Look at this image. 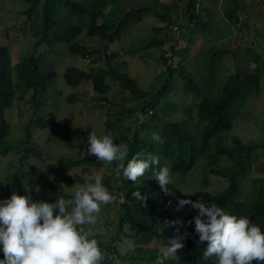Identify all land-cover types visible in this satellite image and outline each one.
<instances>
[{
  "label": "trees",
  "instance_id": "trees-1",
  "mask_svg": "<svg viewBox=\"0 0 264 264\" xmlns=\"http://www.w3.org/2000/svg\"><path fill=\"white\" fill-rule=\"evenodd\" d=\"M116 2L118 3V0H23L24 15L31 19L33 36L37 39V44L43 47V51L38 56L29 54L15 65L16 81L14 82L10 49L7 45L0 44V157L12 152L18 156V168L8 171L2 179L4 190L0 193V200L10 198L13 192L27 195L24 183L35 170L29 160L34 159L39 162L43 159L41 150L31 142L30 126L35 123L41 128L45 127V120L35 113L26 127L25 137L18 143H12L8 140L10 124L5 119V111L12 108L16 100L22 99L25 92L33 91L36 97L43 96L47 92L54 81V66L50 60L57 49L65 48L70 54L85 58L90 63L102 64L89 72L76 67L65 69L63 81L67 86L77 87L89 82L91 90L96 92V96L89 98L98 103L100 109H106L108 113L109 110L114 109L119 118L133 117L138 121L137 114H143L146 120L150 118L154 121L151 125L150 121L145 120L132 134L129 128L120 126L117 120L106 121L104 135L111 134L116 144L126 143L129 146L125 164L137 154H140L141 159L154 155L159 157V167L161 160H164L171 174L184 176L202 163L206 174L227 180V186L216 194L203 190L195 191L190 195L189 200H202L208 205L216 204L227 214L247 217L252 224L259 226L264 232V177L251 181L248 194H243L241 184L258 161L256 150H264V144L243 145L238 138L233 137L231 145L227 146L221 137L232 129L233 122L248 99L260 94L262 76L259 70L237 69L225 77L224 84L218 92L215 60L228 55L230 50L215 48L212 50L214 68L203 72L199 83L185 69L181 52L172 47V56L167 58L164 50L167 40H158L153 36L146 48L161 50L159 60L164 70L156 78L157 86L143 91L124 71L125 64L118 60V53L109 52L107 48L119 42L126 32L151 13L167 25H171V16L168 9L163 14H159L147 6H137L119 13V17H114L120 9L115 7ZM185 2L183 11L186 19L185 27L197 28L200 34L208 33L211 26L202 22L200 0H185ZM232 5L234 11L231 14V21L232 25L237 27L240 25L239 17L236 15L239 2H233ZM162 30V27L153 28L155 33ZM83 34L90 39H97L103 46H86L80 42ZM173 56L179 58L175 66L170 62ZM108 79L118 83L122 91L129 93L140 103L135 108L107 104L105 96L110 91ZM178 81L184 95H191L197 99L192 110L183 109L185 116L195 120L193 127L187 117L176 121L154 113L157 104L163 102L176 90ZM36 97L33 98L34 103L39 108L40 101ZM68 101L74 102L75 97L69 96ZM36 106L34 105V112ZM89 133L86 132L81 143L73 148L86 150ZM155 134L160 136L162 143L154 139ZM215 138H218L216 143L213 142ZM102 164V161L85 156L84 159L68 158L59 164L47 165L44 175L48 180L41 183L35 196L39 201L49 203L55 202L58 198L71 199L73 193L69 189L73 185L70 176L72 170L80 166L100 167ZM158 170V167L150 168L135 183L122 181L119 176L112 180L114 185L108 178L102 180L109 193L117 196V201L113 202L117 212L114 228L110 233L108 232L110 234L108 241L105 244L98 242V246L105 249L107 255L112 257L111 260L116 257L128 261L129 264H160L163 252H159L158 247L166 250L168 240L187 231L189 235L183 240L184 248L179 250L177 255L163 259V264H215V257L205 259L203 256L206 245L197 243L199 236L194 230L193 217L197 215L198 209L188 205V212L183 221L184 227L171 223L179 218L175 212L171 186L168 185L169 194H166L154 179V174ZM133 191H139L146 200L134 199ZM120 196H125V204L119 203ZM189 221L192 223H187ZM121 236H124V243L127 242L130 246L129 256L118 250L119 246L125 245L120 242ZM151 244L153 246H150ZM0 259H3L2 251H0ZM107 262L105 260L103 263L108 264ZM253 264L257 262L254 261Z\"/></svg>",
  "mask_w": 264,
  "mask_h": 264
},
{
  "label": "rangeland",
  "instance_id": "rangeland-1",
  "mask_svg": "<svg viewBox=\"0 0 264 264\" xmlns=\"http://www.w3.org/2000/svg\"><path fill=\"white\" fill-rule=\"evenodd\" d=\"M256 2L261 4L264 11V0H256ZM185 5V0H118L115 7L120 9L114 17H119V13H123L130 7L147 6L159 14H163L168 9L172 21L171 25H167L162 20H158L154 13H151L142 22L126 32L119 42L109 45L108 51L118 53V60L123 61L125 64L124 71L137 82L140 89L148 91L151 87L157 86L158 81L156 78L164 70V66L159 60L161 50L146 48L148 41L153 36L158 40H167V45L164 48L167 58L172 56V47L181 52L184 58L185 69L199 83L203 72L213 70L214 68V58H211L213 54L212 50L214 48L221 50L227 47L230 53L219 60H215L218 74L216 89L218 92L224 84L225 77L234 73L237 69L252 71L257 68L262 78L260 94L253 95L248 99V102L233 122L232 129L221 137L227 146L231 145L233 137L238 138L243 145L264 144V17L260 16L259 12H257L256 18L250 20L248 24L249 29L253 28L255 20L260 19L262 25V27L253 30L252 36L243 38L242 46L244 45V49L248 50L243 51L241 47L233 50L229 47L231 45L230 42H232L231 34L233 31L231 27L234 26L231 19L227 21L221 19L220 22L223 26L220 29L221 36L219 34L214 35V30L213 32L209 31L206 34H200L197 28L185 27L186 19L183 16ZM230 8L231 14H233L234 6L232 5ZM24 11L23 0H0V44L7 45L10 49L12 79L14 82L16 81L15 65L21 62L25 56L29 54L38 56L43 51V47L37 44V39L33 36L31 19H28L24 15ZM202 22L209 24L210 22L214 23V20L213 18H209L208 20L203 18ZM154 27H162L163 30L155 33L153 31ZM172 27H177L178 30L173 33ZM258 33L262 35L261 39L257 38ZM219 36L222 39L218 38ZM80 42L89 47L103 46L97 39H90L84 34L80 37ZM234 45L235 43H233ZM178 61L179 58L173 56L170 62L172 65H176ZM50 62L54 66V81L47 92L40 97H36L33 91L23 93L22 99L16 100L13 107L6 110L4 114L5 119L10 124L8 140L12 143H18L25 137L26 127L35 113L45 120V127L43 128L35 123L30 124L32 131L31 142L43 153L42 161L29 160V163L34 165L35 170L30 173L29 180L24 183V186L25 184L31 186L27 195L33 201H39L35 193L41 183L48 180L44 175L45 166L59 164L68 158L74 160L81 158V153L84 150L73 148V146L81 143L86 132H93L102 137L104 135L105 123L110 119L117 120L120 126H124L126 129L129 128L132 134L145 122L140 123L135 121L133 117L119 118L114 109L109 110L111 115H109L106 109H100L98 103L91 101V98H89L88 93L91 90L89 82L82 83L77 87H69L64 83L63 72L65 69L76 67L89 72L91 69L102 66L100 62L90 63L85 58L70 54L65 48L57 49ZM107 83L110 86V91L105 96L107 104L135 108L140 103L139 100H136L129 93L122 91L118 83L110 79L107 80ZM69 96H74L75 101L69 102ZM35 97L40 101L39 108L34 103L33 98ZM196 100L195 97L182 93L181 85L178 81L176 90L163 102L157 104L158 106L154 113L161 117H170L176 121H181L187 117L193 127L195 120L185 116L183 109L191 108L192 110ZM34 105L36 106V112H34ZM191 112L193 113V111ZM146 121H150L151 125L154 124V121L150 120V118ZM217 140L218 138H215L213 142L216 143ZM255 155L258 156V161L241 183L243 194L250 192V184L253 179L264 177V150L257 149ZM86 157L96 160L95 156L86 155ZM164 166H167V163L161 160V167ZM17 168L18 156L15 152L5 157H0V193L4 190L2 179L5 174ZM95 174L102 175L103 179L108 178L112 185H114L112 180L114 181L119 176L116 172L115 163H103L100 167L80 166L70 173L73 185L69 191L74 193L75 190L86 183H93L94 181L88 178ZM170 186L177 218L180 221H184L188 212V205H185L181 210H177L178 200L189 199L193 192L199 190L213 194L219 193L227 186V180L206 174L204 166L201 163L184 176L170 173ZM104 187L108 190L106 185ZM116 212L117 208L114 206V203L101 205V211L97 217L98 223L95 227L101 228L103 235L94 237L98 242L105 244L108 241L110 236L108 232L110 233L114 228ZM84 227L87 229L91 226L85 225ZM123 238L124 236L120 237L121 243H124ZM124 244V247L119 246L118 250L124 252V255L126 253L129 256L130 246L127 242ZM150 246H153V244ZM100 249L106 253L103 247H100ZM158 250L159 252L165 251L161 247H158ZM107 261L108 264H129L128 261H123L116 257L113 260Z\"/></svg>",
  "mask_w": 264,
  "mask_h": 264
},
{
  "label": "clouds",
  "instance_id": "clouds-1",
  "mask_svg": "<svg viewBox=\"0 0 264 264\" xmlns=\"http://www.w3.org/2000/svg\"><path fill=\"white\" fill-rule=\"evenodd\" d=\"M88 95L94 97L96 92L89 90ZM138 119L143 123L146 117L138 114ZM154 139L163 142L158 134ZM88 141L86 150L81 153L82 159L90 155L105 164L115 163L121 180L133 183L150 168L158 167L154 179L169 194L170 169L159 167V157L149 155L141 159L137 154L125 164L129 152L126 143L116 144L111 134L98 137L93 132L88 134ZM88 179L94 182L78 188L71 199L58 198L49 203L13 192L10 198L0 200V251L3 253L0 264H103L106 259L111 260L94 238L103 235V230L95 226L101 205L117 201V196L104 187L102 175L95 174ZM30 188L25 184L26 192ZM132 196L138 201L146 200L139 191H133ZM119 203H126L125 196L119 197ZM185 205L198 209L193 217L194 230L199 236L197 243L206 245L205 259L215 257V264H253L254 261L264 264V232L247 217L227 214L216 204L208 205L202 200L180 199L177 210ZM171 223L185 226L180 220ZM85 225L91 227L86 229ZM187 235L185 231L168 240L160 264L184 248L183 240Z\"/></svg>",
  "mask_w": 264,
  "mask_h": 264
},
{
  "label": "crops",
  "instance_id": "crops-1",
  "mask_svg": "<svg viewBox=\"0 0 264 264\" xmlns=\"http://www.w3.org/2000/svg\"><path fill=\"white\" fill-rule=\"evenodd\" d=\"M236 1L239 2V10L236 12V15L239 17L240 25L237 27L230 25L232 26L231 28L233 32L231 34L232 42H230L231 45L229 47L233 50L241 47L243 51H246L248 49H244V45L242 46V43L244 41L243 38L245 39L250 35L252 36L253 30L262 27L261 20L257 19L255 20V25L253 26V28H248L250 20L256 18L257 12H259L260 16L264 17V11L259 2H256V0H200L199 7L200 10H202L203 18L207 20L209 18H213L214 20V23H209L211 26L210 31L213 32L214 30V35L219 34L221 36L222 33L220 29L223 28V26L220 21L221 19L227 21L232 18L230 7L232 6V3ZM220 36L218 38H220ZM257 38L261 39L262 35L258 33ZM233 43H235L234 46ZM224 49L228 50L227 47H225Z\"/></svg>",
  "mask_w": 264,
  "mask_h": 264
},
{
  "label": "built area",
  "instance_id": "built-area-1",
  "mask_svg": "<svg viewBox=\"0 0 264 264\" xmlns=\"http://www.w3.org/2000/svg\"><path fill=\"white\" fill-rule=\"evenodd\" d=\"M171 30H172L173 33H175L178 29H177V27H172ZM137 118H138V114H137ZM138 121H139V119H138Z\"/></svg>",
  "mask_w": 264,
  "mask_h": 264
}]
</instances>
